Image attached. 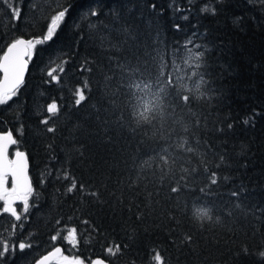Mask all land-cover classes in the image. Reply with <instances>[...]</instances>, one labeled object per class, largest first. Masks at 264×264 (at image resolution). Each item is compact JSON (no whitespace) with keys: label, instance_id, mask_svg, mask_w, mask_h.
Instances as JSON below:
<instances>
[{"label":"trees","instance_id":"obj_1","mask_svg":"<svg viewBox=\"0 0 264 264\" xmlns=\"http://www.w3.org/2000/svg\"><path fill=\"white\" fill-rule=\"evenodd\" d=\"M65 9L0 105L33 188L20 219L0 210V264L57 244L87 262L264 264V0H0V57Z\"/></svg>","mask_w":264,"mask_h":264},{"label":"snow or ice","instance_id":"obj_2","mask_svg":"<svg viewBox=\"0 0 264 264\" xmlns=\"http://www.w3.org/2000/svg\"><path fill=\"white\" fill-rule=\"evenodd\" d=\"M181 11V9H177ZM204 11H211L212 14H215V9H201ZM67 9L60 11L55 15L51 22L49 23L46 34L42 39H23L17 38L8 44L6 51L3 52L2 57H0V105H4L10 101L13 97H16L18 90L24 82L25 69L28 63L33 59L35 55V49L39 45L51 42L55 39L56 34L59 30L60 25L63 23V20L66 16ZM13 15L16 19H19V9H16L13 12ZM93 16L97 15L96 12L92 13ZM184 19H187L185 16ZM176 30L179 31L180 26L176 25ZM196 34H194L195 36ZM194 43V41L190 40ZM76 106H79L80 103L85 99L82 89L77 88L76 92ZM47 112L55 115L58 112L57 103L53 102L48 104ZM42 124H47L48 120L45 119L41 121ZM247 123V121H245ZM232 125H229L231 128ZM48 132H53L54 129L49 127ZM17 140L13 138L10 133H5L0 135V200L4 202L3 211L6 213H11L12 216L20 219L17 215L16 209L13 207L14 202H23L25 210H27L29 205V198L33 195V188L29 182L28 176L26 174V163H25V153L21 151L15 152V158L9 159L8 149L12 145H16ZM9 177H11V189L6 185ZM74 187V185H73ZM72 191V188H69V192ZM58 235L52 236V240L56 241ZM71 243L75 245L76 238L73 232H69L66 237ZM30 247V245L25 243L19 244V249L22 251L25 248ZM9 251L7 243L4 244L3 251H0V257H3ZM60 247H55L54 251L49 253L47 256L42 257L37 261V264H46L49 260V257L56 256L61 253ZM109 252H112V249H108ZM259 256L264 259V252H260ZM156 260L159 262V254L156 255ZM61 264H83V261L79 258L68 259L63 257ZM92 264H104L102 260H94Z\"/></svg>","mask_w":264,"mask_h":264},{"label":"water","instance_id":"obj_3","mask_svg":"<svg viewBox=\"0 0 264 264\" xmlns=\"http://www.w3.org/2000/svg\"><path fill=\"white\" fill-rule=\"evenodd\" d=\"M20 38H23V37H20ZM23 39H25V38H23ZM26 40H27V39H26ZM7 46H8V45H7ZM6 49H7V47L5 48L4 51H6ZM2 55H3V53H2ZM2 55H1V57H2ZM28 64H29V63H28ZM27 68H28V65H27V67H26V69H25V75H26V72H27ZM1 77H2V73H1ZM24 78H25V76H24ZM5 133H10V134L13 136V138L16 139L15 136H14V134H13V132H12L11 130H9V129H8V130H0V135H3V134H5ZM10 148H11V146H10L9 149H8V156H9V150H10ZM16 151H21V152H24V153H25V151L22 150V149H17ZM16 151H15V152H16ZM14 154H15V153H14ZM14 158H15V155H13V158H12V159H14ZM9 159H10V158H9ZM25 163H26V174H27L28 179H29V182H30V184H31L30 177H29V172H28L29 162H28V158H27L26 153H25ZM55 247H60V248H61L60 245H57V246H55ZM55 247L52 248V249H50L49 251L45 252V253L42 254L41 256H39V257L33 262V264H37V261H38V260H40V259H41L42 257H44V256H47L49 253L53 252L54 249H55ZM61 250H62V249H61ZM61 252H62V251H61ZM58 255H59V254H57L56 256H51V257H49V260L46 262V264H50V262L53 261L54 258H56ZM97 259L102 260V261L104 262V264H111V263H109L108 261H106L104 258H102V257H100V256H96V257H94L92 260L89 261L88 264H92V261L97 260Z\"/></svg>","mask_w":264,"mask_h":264},{"label":"rangeland","instance_id":"obj_4","mask_svg":"<svg viewBox=\"0 0 264 264\" xmlns=\"http://www.w3.org/2000/svg\"><path fill=\"white\" fill-rule=\"evenodd\" d=\"M9 189H11L12 185H11V181L8 179L7 185H6ZM17 203H20L19 201L14 202L13 207L16 208ZM4 208V202L2 200H0V210H3ZM63 257H67L68 259H74V258H79L80 260L83 261V264H87V261L84 260L82 257L77 256V255H73V254H69L66 252H63L62 254H59L57 259L55 260L58 264H61L62 258Z\"/></svg>","mask_w":264,"mask_h":264},{"label":"flooded vegetation","instance_id":"obj_5","mask_svg":"<svg viewBox=\"0 0 264 264\" xmlns=\"http://www.w3.org/2000/svg\"><path fill=\"white\" fill-rule=\"evenodd\" d=\"M15 151H16V150H13V149L10 151V153H9V157H10L11 159L13 158V155H14Z\"/></svg>","mask_w":264,"mask_h":264}]
</instances>
